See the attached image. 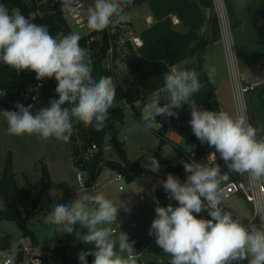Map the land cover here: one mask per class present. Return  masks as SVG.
Returning <instances> with one entry per match:
<instances>
[{"label":"clouds","instance_id":"obj_1","mask_svg":"<svg viewBox=\"0 0 264 264\" xmlns=\"http://www.w3.org/2000/svg\"><path fill=\"white\" fill-rule=\"evenodd\" d=\"M133 0H93L87 9V27L101 31L111 24L130 19L127 11ZM62 11L69 0H62ZM78 31L62 32L53 36L47 25H37L18 9L10 11L0 4V63L20 72L36 73L38 81L55 78L58 99L48 107H25L17 102L16 111L0 110V118L7 122V131L15 136H36L47 142L54 138L65 143L74 133V125L83 123L101 131L109 119V109L116 101V84L111 77L96 80L92 76V61L87 48L81 47ZM235 55V54H234ZM204 71L213 72L207 64ZM162 90L153 93L140 117L141 123L127 132H149L161 124L159 115L177 116L175 109L188 104L191 119L188 122L200 142L214 147L210 154L220 158L230 171L247 176L257 187L264 185V136L249 123L243 113L232 115L225 111L201 108L193 96L203 85L195 69H177L172 66L163 73ZM164 99L167 102L160 105ZM67 105V106H65ZM127 137H125L126 139ZM172 151H169L171 153ZM165 154V153H164ZM165 154V155H168ZM187 174L183 182L172 174L161 181L164 191L178 206L168 204L155 208L149 236L169 257L168 264H264V224L245 226L242 220L225 209L226 194L221 187L226 176L220 166L181 160ZM144 167L158 172L159 161L148 155ZM129 211L122 201L116 204L101 192L85 191L69 204H54L44 222L62 234L76 231L84 244L94 250L79 253L80 264H137V255L128 234H116L111 227L118 221V210ZM206 211L210 219L197 218ZM264 221V214L260 215ZM15 249V244H13Z\"/></svg>","mask_w":264,"mask_h":264},{"label":"rangeland","instance_id":"obj_2","mask_svg":"<svg viewBox=\"0 0 264 264\" xmlns=\"http://www.w3.org/2000/svg\"><path fill=\"white\" fill-rule=\"evenodd\" d=\"M35 1L26 0L30 4ZM40 2H44V0H39ZM91 3L93 4V0H91ZM43 18L44 13L39 10L38 12H32L29 19L37 25H43ZM103 62L107 68L113 70V76L115 75L120 82L119 72L115 71V67L118 66L117 61L108 56ZM186 62L187 60L181 66V70L185 69ZM247 82L250 83V80H247ZM120 84L122 83L120 82ZM140 104L141 102L137 101L135 106H139ZM115 107L124 108V121L117 134L118 139L123 144V150L114 146L107 139L103 148V158L100 161V165L106 166L108 161L123 163L127 160L133 163L141 160L140 167L145 168L144 164L146 163L147 156L157 155L160 169L158 172H153L145 168L144 170L137 171L134 177H128L127 172L118 167L117 169L123 176L119 180H115L112 177L111 169L104 167L97 177V192L105 194L116 204H120L123 201L129 209V211H125L124 208L119 209L117 219L126 228L124 230L121 227L119 232L122 231L128 234L129 231L131 234L141 236L142 246L139 248L136 243L133 245L135 251L140 253L137 257V264L139 261L168 264L169 257L156 244L155 237L149 236L148 233L151 223L156 216L155 208L159 204L158 192H165L161 181L166 180L165 176L171 174L167 161L173 163L179 161L177 145L187 152H192L195 149V142L191 138V126L189 123L177 125L172 121L169 123L167 130L166 126L157 128L156 131L160 130L164 133V141L154 130L149 132L137 130L129 133L126 129L140 124V118L126 106L125 96L119 91H116V101L113 108ZM36 111L37 109L34 108L32 113L35 114ZM182 114L185 116L186 111L183 110ZM249 117L251 123H253L250 113ZM7 127V122L0 119V169L3 168L8 154L11 153L13 170L16 171V178L22 189L26 187V180L37 182L40 179L42 163L47 165L51 176V195L42 201L43 208L40 214L32 216L30 219V228L38 240V245H33L31 238L28 236L23 239L24 245L28 246L31 252L40 254L43 264H63L61 255L55 254L51 249L43 250V247L56 248L61 246H64L72 264L80 263L79 253L94 249V245L84 244L76 236V231L86 234L87 229H81L77 226L76 231L65 235L56 231L52 225L44 222L45 216L50 211L52 205L69 204L77 199V195L85 191L92 192L88 189L83 190L77 179L78 169L74 164L73 141L70 140L65 143L51 138L47 142H44L36 136L10 135ZM164 130H166V133ZM125 137L127 138L125 139ZM169 151L172 152L168 154ZM141 195H143V198ZM229 201L240 217L247 218V204L249 202L246 201L242 194L233 196ZM227 204L229 205V202ZM2 206H4V196L0 192V207ZM199 218L208 219L204 211L200 213ZM0 234L20 236L22 229L15 220L2 219L0 221ZM133 241L135 242V240ZM2 251L0 249V259ZM16 262L17 264H22L24 262V255L20 261Z\"/></svg>","mask_w":264,"mask_h":264},{"label":"trees","instance_id":"obj_3","mask_svg":"<svg viewBox=\"0 0 264 264\" xmlns=\"http://www.w3.org/2000/svg\"><path fill=\"white\" fill-rule=\"evenodd\" d=\"M1 4L8 7L9 10L18 8L20 12L27 18H30L32 12H38L39 10L44 13L43 25H47L50 33L55 36L57 33H68V28L65 24V20L59 11H56L53 6L46 2H40L36 0L33 3H28L26 0H1ZM136 0H133L132 4L128 7V13L135 7ZM129 24V20L120 24H111L108 28L102 30L104 36L103 46L101 50L96 54V61L93 69V76L96 80L101 77H113V70L107 68L104 65V59L107 55V49L109 47L110 38L113 41L114 51L113 59L117 61L115 71L119 72L120 82L122 83V93L125 99L132 104L133 112L139 118L141 117V106H135L137 101L142 104L147 101L149 94L143 91L132 74L124 68V55L127 53L125 46H120V38L126 32V25ZM209 38L207 35H202L193 44L190 55L187 57L185 69H195L200 73V82L203 85L199 93L193 96L196 103L203 109L211 111H220V102L216 93V86L211 80L209 72L204 71L203 66L208 65L206 57V47L209 44ZM42 83L41 87L36 89L38 83ZM57 87V81L55 78L44 79L38 81L36 79V73L32 71L22 70L17 72L3 63H0V110L15 109L17 102L23 101L24 92L30 90L32 93H39L37 100L35 101V109L48 107L50 100L58 99V95L55 92ZM67 106V105H65ZM124 121V108L115 107L109 110V119L105 122L106 126L101 131H96L91 126H86L83 123H77L74 125V133L70 140L74 145V164L77 169H83L88 172L87 184L90 185L98 177L103 166L100 165L102 160L103 148L106 144V140L109 139L114 146L123 150V144L118 139V130ZM164 141V133L157 131ZM191 138L195 142L194 154L185 151L179 145H177V152L179 155V161L172 163L167 161L169 170L176 174L182 182L186 180L187 174L184 172L183 164L181 160L187 162H200L210 166L219 165L222 174L227 171V166L223 160H219L214 163L208 162L206 158V151L208 149L207 143H201L200 140L191 132ZM93 144L97 145V151L94 153L93 158L90 160H84L82 158V151L88 150ZM157 159V155H154ZM140 161L128 162L125 160L123 163H116L108 161L106 166L117 169L120 167L123 171H126L128 177H134L137 171L144 170L140 167ZM135 171V172H133ZM41 178L37 182L26 180V187L22 189L16 178V171L13 170V162L11 153L8 154L4 166L0 169V192L4 196V206L0 207V221L2 219L15 220L22 229L20 236L15 235H2L0 234V249H8L13 255L16 261H20L23 258L24 251L23 239L28 236L32 240L33 245H38L33 230L30 228V219L32 216L39 215L43 205L42 201L48 198L49 189L51 187L50 172L45 163L41 165ZM159 206H167L173 204L178 206V202L173 200L169 201L168 194L162 191L158 192ZM225 209L231 211L235 216V212L225 202ZM208 219L207 212L204 211ZM199 215L197 217L199 218ZM15 244V249L13 248ZM51 249L55 254H59L63 258V264H72L64 246L56 248L43 247V250ZM88 264H92L93 256L86 257ZM80 264V263H77ZM142 264V263H139ZM147 264H157L155 262ZM240 264H248L245 260Z\"/></svg>","mask_w":264,"mask_h":264},{"label":"crops","instance_id":"obj_4","mask_svg":"<svg viewBox=\"0 0 264 264\" xmlns=\"http://www.w3.org/2000/svg\"><path fill=\"white\" fill-rule=\"evenodd\" d=\"M129 15V24L141 36L143 45L128 44L123 63L143 91L151 94L162 89L163 73L172 66L181 69L193 44L207 35V62L210 69H215L209 75L216 86L220 111L236 115L245 108L247 116H252L251 124L260 130L258 135L264 136V0H136ZM239 77L246 83L250 80L254 87L240 93ZM170 122H166V130ZM153 130L157 132V128ZM51 189L52 183L49 195ZM229 205L238 214L230 201ZM247 209L248 218L250 203ZM128 237L137 247L142 246L141 236L128 231Z\"/></svg>","mask_w":264,"mask_h":264},{"label":"built area","instance_id":"obj_5","mask_svg":"<svg viewBox=\"0 0 264 264\" xmlns=\"http://www.w3.org/2000/svg\"><path fill=\"white\" fill-rule=\"evenodd\" d=\"M1 2V0H0ZM44 2L49 3L51 6L55 8L56 11H59L64 20L65 24L68 28V33L73 31H78L80 33L81 39L79 41L81 47L87 48L90 52V57L92 61V67L94 69V64L96 61V54L101 50V47L103 46L104 42V36L103 31H96L89 29L87 27V9L89 6L92 5L91 0H69L68 7L62 11V0H44ZM18 9V8H15ZM13 9V10H15ZM19 10V9H18ZM20 11V10H19ZM147 21L150 22V17H147ZM67 33V34H68ZM133 44L136 47H140L143 45V40L141 36L135 32V30L130 26V24L126 25V32L123 34L120 38L119 45L127 47L128 44ZM113 51H114V45L113 41L110 38L109 47L107 49V55L106 57L110 56L111 59H113ZM105 57V58H106ZM93 76V71H92ZM94 78V76H93ZM95 79V78H94ZM114 83L116 84V91H119L122 93V84L117 80L116 76H113ZM238 91L242 94H244L249 89H252L254 87L253 83H246L243 78H238ZM42 83H38L36 86V89L41 87ZM162 89H157L156 91H159ZM153 92V93H154ZM153 93L149 94L147 101L152 97ZM39 93H32L30 90L24 92L23 94V101L21 104H23L25 107L28 105H33L31 111L35 108V101L38 98ZM123 95V93H122ZM126 106L132 109V104L128 102L126 99ZM141 103L139 106H141V114L143 112V109L146 106V103ZM140 102V101H139ZM167 101L162 99L160 101V105L163 106L164 103ZM242 108V107H241ZM110 110V109H109ZM183 110L186 111V115L183 116L182 112ZM11 111H15V109H11ZM175 111L178 113L177 116L173 117H167L164 115H159L156 117V120L161 124V126H157L156 128H162L165 126L167 121H174L177 124L180 125H186L189 122L190 119V107L188 104H184L181 108L175 109ZM242 113L246 114L245 108H242ZM249 117V116H247ZM249 120V119H248ZM249 123L250 120H249ZM97 145L93 144L88 150L82 151V158L84 160H90L93 158L94 153L97 151ZM215 152L214 147H208L206 151V158L208 162L214 163L219 160H222L219 156V153H216V158H213L210 156V154ZM229 169H227L226 172H228ZM112 177L115 180H119L123 175L118 169H111ZM225 172V173H226ZM87 178H88V172L83 169H78L77 173V179L82 187L83 190H91L92 192L97 191V183L96 181H93L90 185L87 184ZM221 187L224 189L226 194V203L229 202V200L238 194H242L247 202L251 204V214L248 218H242L238 214L235 213V216L240 218L242 220V223L247 227L250 224H255L257 227L264 224V221L261 220L260 215L264 214V185H261L260 187L255 186L254 184L250 183L247 176H240L239 174L235 173L233 175V178L230 181H223ZM115 233H119V229L122 227L121 224L117 221L115 224L111 225ZM130 242H133V245H135V242L133 240H130ZM24 254L26 255V260L23 262V264H43L42 257L38 253L31 252L30 248L26 245L23 246ZM139 254L137 255V257ZM0 264H17L16 260L14 259L13 255L8 250H3L1 252V259Z\"/></svg>","mask_w":264,"mask_h":264},{"label":"water","instance_id":"obj_6","mask_svg":"<svg viewBox=\"0 0 264 264\" xmlns=\"http://www.w3.org/2000/svg\"><path fill=\"white\" fill-rule=\"evenodd\" d=\"M191 113V112H190ZM190 118H191V114H190V116H189ZM235 174V172H233V171H228V172H226L224 175L226 176V179L224 180L225 182H227V181H230L232 178H233V175ZM170 201H172V199H170Z\"/></svg>","mask_w":264,"mask_h":264}]
</instances>
